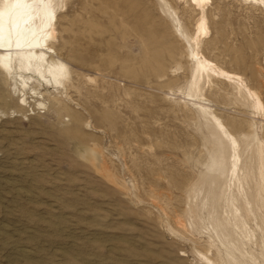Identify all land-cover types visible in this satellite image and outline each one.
<instances>
[{
  "label": "rangeland",
  "instance_id": "1",
  "mask_svg": "<svg viewBox=\"0 0 264 264\" xmlns=\"http://www.w3.org/2000/svg\"><path fill=\"white\" fill-rule=\"evenodd\" d=\"M167 1L189 24L185 1ZM212 1L217 16L204 54L242 75L264 101V13L238 0ZM58 21L64 34L57 49L75 86L66 105L49 95L46 109L29 95L25 105L17 82L0 72V264H203L190 237L168 230L161 217L174 224L180 216L188 226L192 215L201 224L199 207L209 199L204 176L220 163L223 146L187 101L166 96L184 88L170 72L186 66V57L161 2L66 0ZM155 35L163 39L156 47L174 44L173 57H146ZM209 97L241 141L255 120L264 140L263 114L223 93ZM97 152L130 192L98 174Z\"/></svg>",
  "mask_w": 264,
  "mask_h": 264
},
{
  "label": "bare ground",
  "instance_id": "2",
  "mask_svg": "<svg viewBox=\"0 0 264 264\" xmlns=\"http://www.w3.org/2000/svg\"><path fill=\"white\" fill-rule=\"evenodd\" d=\"M159 1L167 20L172 21L174 25L176 40L185 47L186 57V61H184L186 66L180 65L170 72V76L175 79L182 78L184 80V88L170 89L166 96L168 98L182 97L184 104L190 105L199 114L221 140L223 146L220 163H213L211 158L205 159L206 163L212 162V164L204 176L210 180L208 183L209 199L202 202L199 207L198 219L201 224H195L192 215L188 226L180 216L176 217L172 224L163 209L162 221L167 222V229L173 233L177 235L181 233L183 236L185 234L190 237L189 239L194 243L196 255L200 257L203 264H264V140L257 132L255 120L247 123L249 132L244 134L246 140L241 141L233 131L235 124L225 121L212 108L209 94L218 92L231 96L238 105L248 106L254 111L253 113L261 115H264V101L260 92L251 87L242 75L225 69L214 58L211 59L204 54L203 39L208 35L209 23H214L217 16L212 0H209L206 5L194 4L192 0H183L185 1V11L189 14H187L189 21L187 25L178 17L177 11L172 9L167 0ZM238 1L242 3V0ZM32 2L33 0H21L22 4ZM10 4L14 5L15 0H0V14H2L0 23L3 25L5 38L10 31L14 38L16 33L21 35V46L16 47L14 39L12 47L9 48L7 39L5 40L4 46L0 47V72L3 74L0 75L4 76L7 81L17 82L25 105L28 100L26 96L29 95L30 98L35 99L33 101L36 103V109H41L38 107L40 104H43V109H46V102L43 99L49 95L55 103L63 106L66 103L62 104L63 97H67L68 91L75 89V86L71 68L62 60L61 52L59 53L57 49L59 46L56 45L61 39L59 36L64 32L62 29L59 30V24L57 26V23L60 22L58 21L60 10L56 11V18L52 21L50 38L43 41L45 46L29 47L28 44L33 33L40 37L49 31L45 26L43 9L30 13L23 7L9 8ZM252 7L260 10L264 5H253ZM262 12L264 13V11ZM145 22L148 21L145 20ZM204 29H206V34ZM149 30L151 31V28ZM141 31L143 30L141 29ZM156 35L149 38L147 45H145L146 42L143 45H145L146 57H151L154 61L159 62L161 59H156L157 54L162 58L166 55L170 57L172 51L175 53V50L171 48L174 44L166 48L158 45L156 47L155 41L163 40L156 39ZM170 40L172 39L170 38ZM66 43H63V45L65 44L64 48L67 46ZM48 45H51L53 51L48 50ZM59 64L65 65L68 73L66 79H60L57 83ZM160 69L162 70V68ZM160 69L158 70L161 71ZM75 76L80 77L81 74L77 73ZM86 78L89 83L95 82V77L87 76ZM223 86L230 87L232 91L228 92ZM20 104L22 105L21 102ZM66 109L68 110V108ZM89 151L87 159L93 162L95 160L93 148ZM96 156V159L98 158L96 167L98 174L124 192H130L125 181L116 176L109 167L103 153L97 152ZM132 187L137 191L135 183ZM196 235L199 238H196ZM203 237L205 240H202ZM181 256H185V254L182 253Z\"/></svg>",
  "mask_w": 264,
  "mask_h": 264
},
{
  "label": "snow or ice",
  "instance_id": "3",
  "mask_svg": "<svg viewBox=\"0 0 264 264\" xmlns=\"http://www.w3.org/2000/svg\"><path fill=\"white\" fill-rule=\"evenodd\" d=\"M194 4L199 3L200 5H206L209 3V0H192ZM243 5H247L249 7L253 5H264V0H242ZM9 8L12 7H23L27 9L30 13L37 12L40 9H43L44 17H45V26L49 29L47 33L44 35L37 37L36 33L32 34V39L29 41V47H44L43 41L50 38L51 36V27L52 21L55 20L56 11L63 10L66 7L65 0H33L32 3H21V0H15V4L8 5ZM261 11H264V7L260 8ZM2 15V14H0ZM206 34V29H204ZM7 39V45L9 48L13 45V40L15 39L16 47L21 46V35L16 33L15 38L13 37V33L10 31L8 33L7 38H5L4 29L2 23H0V47L4 46L5 40ZM48 50L53 51L51 45H48ZM206 63V61H205ZM68 69L63 64L58 65V75L56 77L57 83H59L60 79L67 78ZM23 102V101H21ZM41 109H43L44 105H38Z\"/></svg>",
  "mask_w": 264,
  "mask_h": 264
}]
</instances>
